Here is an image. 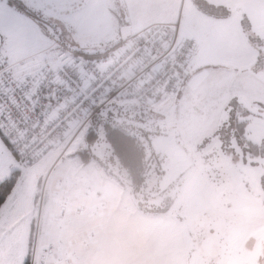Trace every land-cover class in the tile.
I'll list each match as a JSON object with an SVG mask.
<instances>
[{
    "label": "rangeland",
    "instance_id": "obj_1",
    "mask_svg": "<svg viewBox=\"0 0 264 264\" xmlns=\"http://www.w3.org/2000/svg\"><path fill=\"white\" fill-rule=\"evenodd\" d=\"M127 1L142 5L136 28L123 0L121 5L118 0H0V51L23 67L36 63L37 55L54 44L102 53L122 40L123 25L134 32L149 21L177 23L180 33L196 43L188 75L166 104L107 103L79 134L72 137V130L59 144L72 137L58 160L56 151L31 169L20 168L0 136V182L16 176L0 207V227L6 230L0 231V264H23L20 247L27 228L20 227H28L32 215L31 238L38 232L44 197L57 178L49 226H61L55 220L67 194L63 185L70 174L81 177L85 170L118 181L141 211L166 212L179 221L187 257L197 258V264H264V43L258 39L264 36V0ZM211 62L218 66L207 65ZM224 87L232 93L225 98L220 94ZM235 116L247 121L239 139ZM104 124L134 135L145 147L144 182L136 194L104 138ZM247 140L261 154H253ZM64 163L69 167L65 172ZM143 225L148 227L146 221ZM39 255L38 250L36 260ZM56 257L58 251H48L44 264H59Z\"/></svg>",
    "mask_w": 264,
    "mask_h": 264
},
{
    "label": "built area",
    "instance_id": "obj_2",
    "mask_svg": "<svg viewBox=\"0 0 264 264\" xmlns=\"http://www.w3.org/2000/svg\"><path fill=\"white\" fill-rule=\"evenodd\" d=\"M195 48L177 23L156 22L93 55L54 44L37 55L36 63L23 67L0 51V136L20 168L31 169L56 151L58 160L107 103L166 104L183 85ZM72 130L73 136L59 146ZM59 202L57 223L67 199ZM48 251H58L59 264L76 255L61 242L33 245L29 264H44Z\"/></svg>",
    "mask_w": 264,
    "mask_h": 264
},
{
    "label": "crops",
    "instance_id": "obj_3",
    "mask_svg": "<svg viewBox=\"0 0 264 264\" xmlns=\"http://www.w3.org/2000/svg\"><path fill=\"white\" fill-rule=\"evenodd\" d=\"M118 1L121 2V0ZM123 4L130 23L135 28L138 27L139 15L137 12H140L142 5L133 4L127 0H123ZM149 22L147 25L156 23ZM142 28L144 27H139L134 32ZM258 37L264 43V36ZM245 47L243 44L242 49L244 50ZM49 48L50 46L45 50ZM238 53L242 54L241 50ZM193 55L194 52L188 66L194 60ZM234 59L239 62L238 59L241 58ZM221 64L230 65L225 61ZM207 65L218 66L217 62H211ZM224 88L222 89L224 93L220 94L225 98L232 93H228ZM64 166L63 172L69 169L67 164L64 163ZM89 172L88 175L85 170L81 177L73 175L72 177L70 174L69 180L63 185L67 192L64 196L67 199V204L65 214L59 219L61 224L59 228L54 227L53 230L49 226L50 217H52L54 210V207L51 208L54 205L53 190L57 188L55 185L58 183V178L50 185L48 194L44 197L45 216L38 232L35 230L33 238H31L33 230L32 215L28 227L21 225L20 230L27 228L26 231H23L24 245L20 247L23 264L28 260L26 258L28 252L26 246L31 244V247L34 241L37 242L36 245L39 247L61 241L78 255L77 259L72 261L71 264H197V258L194 257L191 260L187 257L182 227L179 221L173 219L174 217H169L166 212L141 211L131 205V192H126L118 184V181L99 174L95 170L94 172L97 174ZM65 215H68L67 218H65ZM144 221L148 225L146 229H144ZM5 226L14 227L11 224ZM4 229V227H0V231L3 230L5 234L6 230ZM90 233L94 234V238L93 243L88 245L91 241L86 237ZM34 264H37L36 261Z\"/></svg>",
    "mask_w": 264,
    "mask_h": 264
},
{
    "label": "trees",
    "instance_id": "obj_4",
    "mask_svg": "<svg viewBox=\"0 0 264 264\" xmlns=\"http://www.w3.org/2000/svg\"><path fill=\"white\" fill-rule=\"evenodd\" d=\"M247 113V111H244L243 114L246 115ZM238 114L239 113L235 115ZM233 120L235 135L238 139L242 138L247 121L245 119L239 120L236 116ZM103 130L105 134L104 138L108 143L112 154L115 156L120 166L126 170L133 189L132 191L136 194L143 185L146 171L145 147L143 143L134 135L115 126L104 124ZM92 140L93 138L91 137L89 143ZM246 143L247 148L250 147L249 150L252 151L253 154H261V148H258L254 142L247 140ZM252 153L250 152V155H252ZM15 180L16 176L13 173L9 178L0 182V205L10 193L15 184ZM261 200V205L264 207V194L261 196ZM160 211H162V209H160ZM148 212L155 213L157 210H148ZM25 264H29V260H26Z\"/></svg>",
    "mask_w": 264,
    "mask_h": 264
},
{
    "label": "water",
    "instance_id": "obj_5",
    "mask_svg": "<svg viewBox=\"0 0 264 264\" xmlns=\"http://www.w3.org/2000/svg\"><path fill=\"white\" fill-rule=\"evenodd\" d=\"M125 22L127 21L126 16H124ZM130 33V27L128 25H123L121 27V39H125Z\"/></svg>",
    "mask_w": 264,
    "mask_h": 264
},
{
    "label": "flooded vegetation",
    "instance_id": "obj_6",
    "mask_svg": "<svg viewBox=\"0 0 264 264\" xmlns=\"http://www.w3.org/2000/svg\"><path fill=\"white\" fill-rule=\"evenodd\" d=\"M258 39H260L259 37H258ZM262 41V40H261Z\"/></svg>",
    "mask_w": 264,
    "mask_h": 264
}]
</instances>
